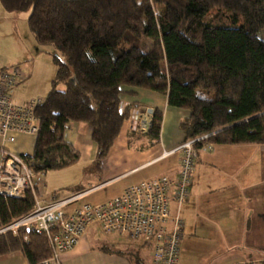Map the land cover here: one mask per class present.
Listing matches in <instances>:
<instances>
[{"label": "trees", "instance_id": "1", "mask_svg": "<svg viewBox=\"0 0 264 264\" xmlns=\"http://www.w3.org/2000/svg\"><path fill=\"white\" fill-rule=\"evenodd\" d=\"M0 4L7 12L28 11L27 27L36 43L63 56L52 58L55 75L35 108L40 126L33 151L22 155L33 171L78 160L79 152L64 138L71 121L89 125L97 145L93 165L99 168L133 115L134 105H124L122 98L138 89L158 92L168 105L188 111L179 128L186 140L206 135L194 142L199 151L207 143H264V0ZM150 115L147 131L132 125L127 137L139 134L149 144L158 142L162 113L153 108ZM33 206L30 190L18 197L0 195V227ZM15 251L29 264L52 253L44 234L24 227L0 233V255Z\"/></svg>", "mask_w": 264, "mask_h": 264}, {"label": "crops", "instance_id": "2", "mask_svg": "<svg viewBox=\"0 0 264 264\" xmlns=\"http://www.w3.org/2000/svg\"><path fill=\"white\" fill-rule=\"evenodd\" d=\"M11 13L0 4V67L20 59L3 38L9 32ZM21 72L24 80L30 78L27 69ZM30 87L25 82L17 85L13 100L22 103L37 97L29 93ZM122 102L134 105L133 115L123 124L99 168L93 165L97 145L91 139L89 125L71 121L64 133L65 140L79 152L78 160L64 168L79 165L85 173L82 181H90L96 174L103 181L101 185L126 178L118 193L145 178L176 174L180 153L169 152L186 140L179 123L188 116L186 109L168 105L166 97L155 91L138 89L134 95L123 96ZM153 108L162 113L158 142L149 144L139 134L127 137L134 120L148 118ZM35 136L19 134L6 146L21 155H30ZM25 140L32 143L29 153L18 151L27 147ZM50 174L45 188L36 192L41 201L48 200L55 191L83 186L81 182L70 185L72 182H66L61 173ZM171 205V213H175L176 204ZM179 214L183 236L177 264H264V143L213 144L212 150L201 149ZM135 256L150 264L151 247L92 225L77 245L62 256V264H135ZM0 264L29 263L22 252L15 251L0 255Z\"/></svg>", "mask_w": 264, "mask_h": 264}, {"label": "built area", "instance_id": "3", "mask_svg": "<svg viewBox=\"0 0 264 264\" xmlns=\"http://www.w3.org/2000/svg\"><path fill=\"white\" fill-rule=\"evenodd\" d=\"M18 66L0 67V195L18 197L30 190L34 206L0 227V233L20 227L45 235L51 255L38 264H62V256L72 250L92 225L104 232H116L151 247L150 264H177L183 236L179 208L189 193L195 160L199 149L192 140H184L169 153L179 152L174 176L145 178L126 186L121 192L98 203L85 201L90 189H67L53 192L48 200L37 196L35 177L43 179L44 171L35 172L22 155L9 149L19 134L36 135L40 119L35 113L40 98L23 103L13 100V89L23 79ZM151 117L134 120L133 127L145 132ZM207 143L200 149L212 150ZM176 204L171 213V203Z\"/></svg>", "mask_w": 264, "mask_h": 264}, {"label": "rangeland", "instance_id": "4", "mask_svg": "<svg viewBox=\"0 0 264 264\" xmlns=\"http://www.w3.org/2000/svg\"><path fill=\"white\" fill-rule=\"evenodd\" d=\"M28 13V11H18L16 13H11L10 21H8L9 32L8 35L3 38L5 42L7 41L9 50L20 58L19 60L14 61V63L18 65L20 70L27 69L28 72L31 73L29 79H23L21 82H19V84L22 82L29 84L31 86L28 90L29 93L37 96L33 98L37 99L43 98L45 96L49 86L48 82L55 75L56 66L52 61L53 56H58L62 59L63 56L55 47L51 45L42 46L35 42L31 32L27 27ZM14 101L19 102L16 98ZM25 141L27 142V147H22V149H18V151L22 153H29L31 152L32 143L28 140ZM80 167L81 166L79 165H75L59 170H48L44 172L45 176H43V180L38 176L35 177L33 182L37 188V192L41 193L43 188H45V184L51 175L50 173H61L66 182H72L69 183L70 185L80 184L81 182L83 183L84 190H91L86 196L85 201L98 203L117 194L118 190L121 186H123L124 181L126 180V178L117 180L115 179L113 182H107L101 185L103 181L98 175L93 174L90 181H82L85 177V173L81 171ZM171 208L172 211L175 210L173 205H171ZM122 241L125 242L127 240Z\"/></svg>", "mask_w": 264, "mask_h": 264}]
</instances>
